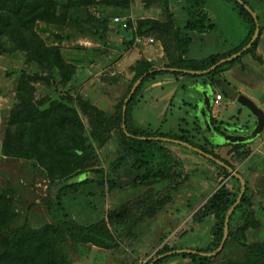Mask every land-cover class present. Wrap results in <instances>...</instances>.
<instances>
[{"label":"trees","instance_id":"trees-1","mask_svg":"<svg viewBox=\"0 0 264 264\" xmlns=\"http://www.w3.org/2000/svg\"><path fill=\"white\" fill-rule=\"evenodd\" d=\"M144 1L147 6L161 3L166 18L148 17L133 20L131 12L134 0H0V53L22 52L27 64L34 63L40 67V71L35 73L22 70L15 89V102L8 112L0 153L6 157L31 160L35 167L44 170L50 189L53 187L57 191L54 198L51 195L44 198L51 214V222L33 227L28 221L17 225L19 213L14 205L15 200L10 197L8 190H0V264H72L67 250L70 242L77 245L93 244L107 249L117 246L114 231L119 229L117 227L120 224L130 220V207L110 211L107 218L85 224L70 217L64 197L94 183L100 185L108 183L111 188L138 182L148 184L159 180L169 181L171 185L177 184L184 171L175 166L177 163L165 164L168 148L163 139L156 137L189 142L235 168L231 161L208 148L212 142L205 137V144L193 143L189 136L190 131L185 128L182 129V134H177L146 129L134 122L132 109L139 100L138 94L143 81L150 77L155 78L161 71L149 73L128 102L125 130L123 126L125 98L141 76L156 69L153 63L145 58L136 60V63L130 66L133 76L128 89L111 114L81 94L73 98L67 93L66 101L36 98L38 83L57 84V77L53 73L55 68L60 66L58 72L67 83L76 73L78 66L75 62L67 61L59 43H47L40 33V22L44 23L41 27L43 30H48L51 25L60 28V32L55 33L59 41L70 39L75 34L100 38L102 32H108L113 26H119L118 32L122 31L121 26L113 21L116 15H120L130 25L131 38L126 41V45L136 44L137 37L155 36L162 42L170 57L167 67L201 71L208 70L220 60L242 50L256 30L257 24L252 13L238 0H230L248 25L245 38L240 45L226 53L211 54L201 60L193 59L185 55L192 42L190 33L194 31L200 33L213 27V23H209L210 18L206 10L207 0H184L187 19L184 26L177 22L171 10V0ZM244 2L254 9L249 0ZM75 24L79 25L80 29L74 35L66 33V26L74 28ZM260 37L261 32L241 56L217 66L205 75L212 79L221 75L222 71L240 61L243 55L248 53L263 62L264 60L256 54ZM177 49L180 56L175 55ZM45 104L47 105L43 106ZM84 116L88 119L87 123ZM211 120L215 125V132L222 136L230 132L229 122L212 117ZM196 130L201 132V126L197 125ZM114 136L119 137L122 153L106 171L98 166L96 149L101 148ZM248 143H229L231 152H234L237 160L242 161L250 155L252 149L248 147ZM215 145L210 144L213 147ZM214 162L221 175L219 183L193 214L194 217H199L198 220H203L207 215L214 216L211 239L204 247L197 249L201 252H214L220 246L224 236L226 215L242 188V181L237 175L215 160ZM185 175L188 177L189 174ZM76 176L79 178L73 181ZM167 198L168 194L163 193L158 201H148L146 206L158 209ZM252 199L251 187L246 180V191L231 214L229 237L223 247L226 248L230 241L240 244L244 249V258H226L221 264H264V240L257 242L246 240L250 228L261 226L252 208ZM238 221L242 222L236 226ZM175 249L178 247L167 246L165 252ZM223 249L213 256L193 252L174 253L157 262L179 256L183 259L188 258L187 263L190 264H211Z\"/></svg>","mask_w":264,"mask_h":264},{"label":"rangeland","instance_id":"rangeland-1","mask_svg":"<svg viewBox=\"0 0 264 264\" xmlns=\"http://www.w3.org/2000/svg\"><path fill=\"white\" fill-rule=\"evenodd\" d=\"M178 1L171 0V5H174L173 7L177 5L173 9L174 14L178 23L183 24L186 11L182 6L185 2L184 0ZM249 1L254 8L253 11L259 15V23L264 25V0ZM206 9L208 17H211L216 26L205 33L199 34L194 31L188 51L190 57L204 58L210 54L227 52L240 45L241 40L246 36L248 25L232 1L207 0ZM133 11L137 18L142 16L166 18L161 3L147 6L144 0H134ZM39 25L40 33L47 43H59L67 61L75 62L78 66L76 73L67 83L58 72L60 66L55 68L53 73L57 77V84L38 83L36 98L38 100L50 98V100L64 99L66 101L67 93L73 98H76L77 94H81L110 114L115 111V106L123 99L128 89V84L133 76L130 66L136 63V54L144 57L145 52L158 51L160 47L155 36L153 43H146L144 37H140L142 39L136 40V44L133 46L126 45L131 33L125 30L118 32L119 26H113L108 32H102L100 38L75 34L80 29L79 25L75 24L74 28L66 26V33L75 35L70 39L59 41L55 33H59L60 28L51 25L48 30H43L41 27L44 26V23L40 22ZM167 61L166 56L155 60L159 65ZM257 61L259 60L250 59L248 54H245L242 61L236 62L233 66V73L224 70L222 74L232 85L243 87L245 93L255 97L254 101L261 105L264 104V76L257 78V74H264V65L262 66L263 71L260 70ZM248 62L252 64L251 68L255 73L239 70L242 63ZM22 70L35 73L40 71V67L34 63L27 64L26 57L22 52L0 53V145L3 142L9 109L15 102V89ZM167 79H172V81H165ZM157 80L165 82L163 84L156 83ZM200 81H203L201 77L194 79L186 75H179L178 78H175L172 73L164 71L158 73L157 78L145 79L138 94L139 100L132 109L134 122L146 129L175 133L179 132L182 124L181 119L185 118L188 121L187 127L192 130L197 125L202 127L200 133L193 130V134L190 136L192 142L205 144L206 134L202 126L201 110L198 119L192 118L189 114L195 108L189 104V101H195L193 94L196 96L197 93L182 86V83L190 86ZM177 85L179 86L176 101L174 105H168L167 100H161L163 93ZM184 100H187L188 104H184ZM230 101L232 103L228 106H217L213 111L221 117L219 121L227 120L229 122L228 126L232 127L233 134L246 132L244 131L245 127L237 129V124H233L231 121L232 115L238 116L240 121L238 123L242 126L247 121L254 124L256 117L246 106L237 101ZM84 120L86 123L88 122L85 116ZM231 130L228 134L231 133ZM262 138L263 135L257 139V143ZM163 140L168 148L165 164L177 163L175 166L184 171V176L182 175L178 179V185H171L169 181L164 180L148 184L130 183L124 187L114 188H111L108 183L104 185L94 183L88 187H81L78 192L70 193L68 197H64L67 212L73 220L79 223L87 224L107 218L108 212L118 211L122 207L128 206L131 210L130 220L127 223L120 224L117 231L112 228L117 240V246L114 248L107 249L93 244L77 245L70 242L67 245V250L71 256L72 264H145L164 253L167 246L179 245L181 247L179 249L197 251L198 248L208 244L211 239L214 216L211 214L203 220H198L199 217H194L193 214L218 185L221 178L218 166L212 158L194 148L172 140ZM210 141H212L211 145H216L213 147L209 144L208 148L231 161L235 166L234 169L250 184L253 197L252 208L260 220L261 226L250 228L247 231L246 240L249 242L264 240V149L260 147L262 161L246 168L243 160L235 159L229 144L217 145L213 140ZM96 152L98 166L108 171L111 163L122 153L119 137L114 136L109 139L105 145L97 148ZM185 174H189L188 177ZM78 178L76 176L73 181ZM4 189L8 190L10 197L15 200L14 205L19 213L17 225L28 221L31 226L39 227L51 222V214L44 198L48 195L54 198L57 191L53 187L50 189L49 180L44 170L35 167L31 160L6 157L0 153V190ZM163 193H167L168 198L162 207L160 206L158 209L150 207V209L149 206H146L148 201H158ZM241 222L238 221L236 226ZM243 256V247L230 241L211 264H221L226 258L243 259ZM188 261V259L184 261L178 256L170 257L164 262L159 261L157 264H190L187 263Z\"/></svg>","mask_w":264,"mask_h":264},{"label":"crops","instance_id":"crops-1","mask_svg":"<svg viewBox=\"0 0 264 264\" xmlns=\"http://www.w3.org/2000/svg\"><path fill=\"white\" fill-rule=\"evenodd\" d=\"M178 2H180V0L178 1ZM177 4V3H176ZM185 5V4H184ZM184 5L182 6L183 7V9H184V11H185V8H184ZM174 5H171V10H172V12H173V14H174V8L177 6V5H175V7H173ZM135 9V8H134ZM162 10H163V8H162ZM207 10V9H206ZM132 15H131V18L133 19V20H137V19H139V18H137V17H135V15H134V11L132 10ZM256 14V13H255ZM175 15V14H174ZM257 15V19H258V22L256 21V24L259 26V34H260V32H261V37H260V41H259V44H258V47H257V49H256V54L258 55V56H260L263 60H264V25H261L260 23H259V15L258 14H256ZM148 17H151L152 18V16H142V17H140V18H148ZM175 18H176V16H175ZM160 19V18H159ZM255 19V18H254ZM176 20H177V22H178V19L176 18ZM186 16H185V19H184V23L183 24H180L179 23V25L180 26H184V24H186ZM209 23H213V27H212V29L216 26V24L214 23V21L211 19V17H210V21H209ZM257 25H256V28H257ZM261 27H262V29H261ZM212 29H208V30H204L203 32L205 33V32H209V31H211ZM129 31H131V30H129ZM256 31V30H255ZM247 32H248V30H247ZM131 33V32H130ZM201 33V32H200ZM199 33V34H200ZM191 34V37H192V40H193V34H194V32H191L190 33ZM247 34V33H246ZM255 34V33H254ZM258 34V35H259ZM145 37H149V36H145ZM151 37H153V36H151ZM128 38H131V36L130 37H128ZM154 38V37H153ZM243 39V38H242ZM154 40H155V38H154ZM156 40H158V39H156ZM242 41V40H241ZM251 41V40H250ZM249 41V42H250ZM155 42V41H154ZM158 42L160 43V47H159V49H158V51H150V52H145V55H144V57H142V56H138V54H136V60H138V59H141V58H145V59H147L148 61H151L152 63H153V65L156 67V69H154V70H151V71H164L165 73H172L173 75H174V77L175 78H178L179 77V75H186V76H188V77H190V78H194V79H197L198 77H201L202 79H203V81L201 82H199V83H197V84H195V85H190V86H186V84L185 83H182V86H184V88H190L192 91H193V93L195 92V93H197V95L195 96V94H193L194 95V99H195V101L193 100V101H189V104H192L193 105V107H195L194 109H193V112H189V114L192 116V118H197L198 119V114H199V111L200 110H202V108H203V102H204V95H203V92H208L209 94H210V96H211V110H210V114L208 115V119H209V122H210V124H211V126L213 127V130L215 129V125L214 124H212L211 123V117L212 118H216L217 120H219V119H221V117H219V116H217V114L215 113V111H213V110H215V108L218 106V107H221L222 105H225V106H228L230 103H232L230 100H232L233 102L234 101H236V100H233V99H231V98H229V97H227L226 96V94L224 93V91L222 90V87L221 86H219L217 83H216V81L217 80H219V79H221V80H223L224 82H226L227 84H229L234 90H236L237 92H239V93H242V94H245V95H247L248 93H245V91H244V89H243V87H237V86H234V85H232V83L230 82V81H228L226 78H224L223 77V71L221 72V75H219V76H216L215 78H211V77H209V76H206L205 74L207 73V72H205V70H203V71H201V70H194V71H197V72H199V73H191V72H188V71H186V70H188V69H181V68H178V67H167L166 65H168V63L170 62V57L168 56V53L166 52V50H165V48H164V45L162 44V42L160 41V40H158ZM248 42V43H249ZM241 43V42H240ZM247 43V44H248ZM246 44V45H247ZM245 45V46H246ZM244 46V47H245ZM243 47V48H244ZM242 48V49H243ZM188 51H189V49H188ZM229 51V50H228ZM246 51V50H245ZM244 51V52H245ZM139 53V52H138ZM154 53H156V54H154ZM221 53V52H220ZM224 53H226V52H224ZM158 54V57L156 58V55ZM214 54H216V53H214ZM243 54V53H242ZM241 54V55H242ZM175 55H177V56H180V51H179V49H177L176 50V52H175ZM187 57H190L189 55H188V53L187 54H185ZM211 55V54H210ZM240 55V56H241ZM163 56H166V58H168V61L167 62H165V63H163V64H156V62H155V60L157 59H159V58H162ZM209 56V55H208ZM208 56H206V57H208ZM244 56V55H243ZM138 57H141V58H138ZM206 57H204V58H206ZM248 57L251 59H257L256 57H254L251 53H248ZM191 58H193V59H198V60H201V59H204V58H196V57H191ZM167 60V59H166ZM258 60V59H257ZM240 61H242V59L240 60ZM227 62V61H226ZM225 63V62H224ZM257 63L259 64V69L260 70H262L263 71V65H264V61L263 62H261L260 60L259 61H257ZM236 64V63H235ZM234 64V65H235ZM234 65H232L231 67H229L228 69H225V70H228L229 72H232L233 73V70H232V68H233V66ZM251 65L252 64H250L249 62L248 63H242L241 65H240V67H239V70H243V71H245V72H250V73H255L254 72V70L251 68ZM250 67V68H249ZM170 68H175V69H170ZM177 69V70H176ZM175 72H178L177 74H175ZM182 72V73H181ZM149 73H152V72H148V74ZM157 76H158V74L156 75V77L155 78H157ZM263 76H264V74H261V75H259V74H257V78H263ZM144 80V79H143ZM165 81H172V79H167V80H165ZM164 80L163 81H159V80H157V82L156 83H160V84H163L164 82H165ZM141 84V83H140ZM178 86L179 85H177V87L176 86H172L167 92H165V93H163V97L161 98V100H163V99H165V100H167L168 101V105H174V103H175V101H176V93H177V90H178ZM217 93H223V98L219 101V103H216V101H215V96H216V94ZM248 97H250L251 99H253V100H256L255 99V97H253L252 95H250V94H248L247 95ZM181 103H182V101H181ZM183 103L184 104H188V101L187 100H184L183 101ZM260 108H262L263 110H264V104H259V103H256ZM180 105V104H179ZM187 112H188V110H186ZM251 112V111H250ZM252 113V112H251ZM253 114V113H252ZM255 116V115H254ZM256 117V116H255ZM223 119H225V118H223ZM234 121H233V120ZM222 121H224V120H222ZM231 121L233 122V124H237V129L238 128H241V127H245V130L244 131H246V132H241L240 134H247V133H249L254 127H255V125H256V123H257V118H256V120H255V123L253 124V123H251L250 121H247V122H245V123H243V126H242V124L241 125H239L240 123H238V122H240L239 121V118H238V116L236 115V114H233L232 115V117H231ZM181 122H182V124H181V126H180V129H179V132H175V133H177V134H182V129L183 128H185V129H187V130H189L190 131V134H189V136H191V134H193V130L196 132V133H200V132H198L197 130H196V127H195V129H191V128H189V127H187L188 126V121L185 119V118H183V120L181 119ZM224 122H227V120H225ZM253 124V125H252ZM184 125H186V126H184ZM214 125V126H213ZM224 127H226V125H224ZM234 127H236V126H234ZM233 127V128H234ZM229 128H230V130L232 129V127H230L229 126ZM201 129H202V127H201ZM240 130H242V129H240ZM264 132V131H263ZM217 133V132H216ZM231 133H233V131L231 130ZM238 134V133H237ZM261 135H263V138H262V140L259 142V143H257L258 141H257V139H259V137L256 139V141L254 140V141H252V142H249L248 143V147H250L251 149H252V151H251V153H250V155L246 158V159H244L242 162H243V164H244V166H246V168H250L251 166H253V165H255L256 163H259V161L261 160L262 161V158H261V155H262V152H261V150H260V147H262L263 149H264V134L262 133ZM206 138V137H205ZM229 144V143H228ZM193 145V144H192ZM232 154H234V152H232ZM236 159V158H235ZM263 160H264V157H263ZM242 164V165H243ZM177 247H178V249H179V245H176ZM176 250V249H175ZM165 253V252H164ZM161 254H163V253H161ZM160 254V255H161ZM158 257V256H157ZM156 258V257H155ZM182 258V257H181ZM183 259V258H182ZM188 258H184L183 260L185 261V260H187ZM189 260V259H188Z\"/></svg>","mask_w":264,"mask_h":264},{"label":"water","instance_id":"water-1","mask_svg":"<svg viewBox=\"0 0 264 264\" xmlns=\"http://www.w3.org/2000/svg\"><path fill=\"white\" fill-rule=\"evenodd\" d=\"M238 1L242 4H244V6L252 13L255 20L258 22L257 15L253 11V9L248 4H245L244 0H238ZM258 34H259V26L257 25L255 34L253 35L251 41L242 50L231 55L230 57H227V58L220 60L215 65L211 66L208 70H205V72H209L212 69H215L217 66L223 64L224 62L233 60V59L237 58L238 56H240L245 50H247L248 48L251 47L253 42L257 39ZM170 69H175V68H170ZM186 71L191 72V73H199V72L194 71V70H186ZM150 72H153V71H150ZM147 75H148V73H145L143 76H141L133 84L127 98L125 99V102L123 105V116H124L123 126H124L125 130H126L125 115H126V111H127V107H128V102L132 98L133 94L135 93V91L138 88V86L140 85V83L143 81V79ZM216 83L222 87V90L224 91V93L226 94L227 97H229L233 100H236L237 102H239L243 106H246L253 113V115L256 116L257 123H256L255 127L247 134L230 133V134H226L225 136H222V135L216 133L213 130V127L211 126L209 119H208V115L210 114V110H211V96L208 92H203V95H204V102L203 103L204 104H203V108L201 110V114L203 116L202 117V122H203L202 126L204 128V133L206 134V138L208 137L207 138L208 140H213L217 144H225V143L252 142V141L256 140L258 137H260L264 131V110L262 108H260L253 99H251L250 97H248L245 94L237 92L236 90H234L229 84H227L223 80L219 79L216 81ZM128 134H130V133H128ZM141 138H146V137H141ZM156 138L179 142L181 144L187 145L191 148H194V149L206 154L207 156H209L210 158L215 160L217 163L226 167L229 171H231L232 174L237 175L240 178V180L242 181V188H241V192H240L236 202L232 205V207L229 209V211L226 215L225 227H224V236H223V239H222L220 246L218 247V249L216 251H214V252H201V251H195V250L176 249V250H172V251H167V252L159 255L158 257L154 258L149 264H154L158 260H160V259H162L168 255H172L174 253L193 252V253H199V254L205 255V256H213V255L217 254L219 251H221L223 249L224 244L229 237V222H230L231 214L234 211V209L236 208V206L239 204V202L241 201V199H242V197L246 191V180H245V178L240 173H238L233 167L226 164L223 160L216 158L214 155L205 152L201 148L196 147L189 142L179 140V139L167 138V137H156Z\"/></svg>","mask_w":264,"mask_h":264},{"label":"built area","instance_id":"built-area-1","mask_svg":"<svg viewBox=\"0 0 264 264\" xmlns=\"http://www.w3.org/2000/svg\"><path fill=\"white\" fill-rule=\"evenodd\" d=\"M113 21L121 26L122 30L129 31L130 25L127 20L123 19L120 15H116L113 18ZM142 38L137 37V41H140ZM146 43H153L155 40L153 37H144ZM223 98V93H217L215 96L216 103H219V101Z\"/></svg>","mask_w":264,"mask_h":264},{"label":"flooded vegetation","instance_id":"flooded-vegetation-1","mask_svg":"<svg viewBox=\"0 0 264 264\" xmlns=\"http://www.w3.org/2000/svg\"><path fill=\"white\" fill-rule=\"evenodd\" d=\"M219 134V133H218Z\"/></svg>","mask_w":264,"mask_h":264}]
</instances>
